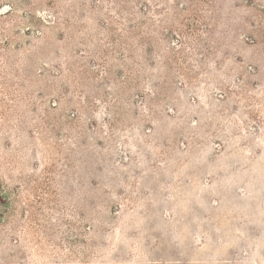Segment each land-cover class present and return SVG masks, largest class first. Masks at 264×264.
<instances>
[{
	"label": "rangeland",
	"instance_id": "374dc122",
	"mask_svg": "<svg viewBox=\"0 0 264 264\" xmlns=\"http://www.w3.org/2000/svg\"><path fill=\"white\" fill-rule=\"evenodd\" d=\"M0 264H264V0H0Z\"/></svg>",
	"mask_w": 264,
	"mask_h": 264
}]
</instances>
